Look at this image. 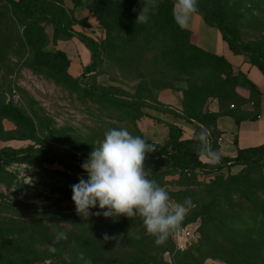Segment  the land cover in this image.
Masks as SVG:
<instances>
[{
  "label": "rangeland",
  "instance_id": "374dc122",
  "mask_svg": "<svg viewBox=\"0 0 264 264\" xmlns=\"http://www.w3.org/2000/svg\"><path fill=\"white\" fill-rule=\"evenodd\" d=\"M10 1L0 0V106L11 105L29 125L0 116V151L44 145L81 168L108 129L126 128L146 138L155 151L185 139L198 145L196 135L203 129L213 142L216 132L212 121L198 124L189 117L252 108L254 94L237 67L231 65L227 76L228 83L237 82L233 97L222 101L212 89L218 83L216 63L200 59L183 69L170 30L153 22L131 28L125 13L131 8L121 0H79V6L74 0H55L71 15L58 25L53 24L57 4L50 0H25L33 16ZM217 5L240 42L264 53V0H198L197 7L206 14ZM70 40L81 42L91 55L90 65L78 74L63 78L36 63L41 48L75 55ZM126 101L139 110L123 108ZM200 160L211 162L202 155ZM3 169L0 262L24 255L28 264H238L240 239L256 253L246 264L257 263V254H263L257 247L264 241V160L212 173L147 176L168 190L173 202L190 197L194 205L163 244L145 234L138 216L116 221L78 216L71 186L78 177L86 178L83 172L72 175L57 163L23 160ZM233 175L238 184L230 180ZM252 211L260 215L256 230L239 223ZM105 234L119 238L105 241Z\"/></svg>",
  "mask_w": 264,
  "mask_h": 264
},
{
  "label": "trees",
  "instance_id": "16d2710c",
  "mask_svg": "<svg viewBox=\"0 0 264 264\" xmlns=\"http://www.w3.org/2000/svg\"><path fill=\"white\" fill-rule=\"evenodd\" d=\"M42 1V0H41ZM51 3L57 4V9L55 10L56 18H53L56 23L61 17L68 18L70 12L63 7L61 2L50 0ZM12 6L17 10L22 11L27 16H33L35 13L33 11V6L25 2V0H15L10 1ZM122 3L127 4L131 10H125L127 14L130 27L133 28L136 26V29L140 24H136V19L138 15V10L141 8V0H121ZM159 9L155 15L151 16L149 22H153V25H164L171 32L170 44L173 45L175 59L180 64L179 66L183 69L188 65L197 64L200 59H208L213 61L219 67L217 72V81L218 83L214 85L213 92L214 96L220 97L222 101L228 100L233 97L234 88L237 84L236 81L232 80V83H228V74L231 73L232 67L231 64L220 55L208 52L191 42V31L187 29H180L173 21L172 16V5L173 0H159ZM80 1L74 0V6H79ZM137 9V11H133ZM198 15H201L203 22L212 28H216L222 36V40L227 44L230 51L236 55H246L249 57V63L264 75V53L258 47H249L240 42L238 31L235 27L231 26L224 15V10L221 5L215 6L211 11L203 14L198 10ZM71 16V15H70ZM60 26V25H59ZM94 55V53H92ZM36 63L38 65L47 67L56 74H59L63 78L70 79L67 69L69 66V59L63 51L57 50L55 52H47L42 50L38 51L36 56ZM95 70V67L92 68V71ZM246 84H248L250 90L253 93H257V90L253 83L246 79ZM229 84V85H228ZM209 93L207 94V96ZM135 103V102H134ZM128 103L127 101L122 105L123 108H130L133 111H138L139 107L137 104ZM223 115H230L234 118L236 124L238 125L242 120H257L260 115V103L257 99L252 108L249 110L247 108L238 109L236 111H227V112H218V113H207L200 116L193 115L189 117L190 120L203 124L207 121H216L219 117ZM0 116L7 117L15 122L22 124H28V121L22 113L16 110L11 105H2L0 106ZM213 126V125H212ZM177 130H180L177 128ZM211 147L213 150L218 151L216 140L215 142L211 141ZM219 152V151H218ZM200 156L197 153V145L194 144L192 139H185L181 141H176L174 144H168L157 149L149 158L145 160L144 170L147 173V176H159L164 172H178L180 174H194L196 172L208 171L212 173L214 171L220 170L221 168L230 169L236 166H251L257 164L264 160V144L247 149H238L237 155L233 158H228L220 155V159L217 162H210L203 164L200 160ZM31 161L37 162L42 165L43 163L48 164H60L62 165L70 174L80 175L82 173L79 165H76L70 162L66 157L61 155L59 152L55 151L51 147L44 145H31L28 144L19 149L3 150L0 151V173L3 172V167L9 165L15 161ZM160 168H164L165 171H159ZM237 176H231L230 180L232 183H239ZM231 183V182H230ZM207 211L209 207H207ZM264 214V213H263ZM244 216V214L242 213ZM258 213L246 212V217L244 216L243 226L251 228V230H256L258 226ZM249 219V220H248ZM239 223H231V227ZM259 244L257 249L261 250L257 254V263L254 264H264V241ZM237 247L241 248L242 258L235 249V254H238L237 261L238 264H246L248 257L256 255V253L251 252L252 245L249 241L240 239L236 241ZM250 245V246H249ZM0 264H28L26 256H20L19 259L15 260H4ZM138 264V263H130ZM148 264V263H147Z\"/></svg>",
  "mask_w": 264,
  "mask_h": 264
},
{
  "label": "clouds",
  "instance_id": "9594fccd",
  "mask_svg": "<svg viewBox=\"0 0 264 264\" xmlns=\"http://www.w3.org/2000/svg\"><path fill=\"white\" fill-rule=\"evenodd\" d=\"M197 4L198 0H173L172 16L177 27H189L191 18L198 13ZM141 5L136 24L148 23L160 6L159 0H141ZM196 140L198 155L212 162L220 159L219 152L211 147L207 128L196 135ZM146 141L126 128L105 131L99 146H93L81 164L86 178L78 177V183L71 186V200L76 214L83 219L102 215L116 221L122 216L128 219L138 216L145 234L153 237L156 244H163L180 229L194 205L190 197L182 203L173 202L168 190L148 179L145 160L155 149ZM94 208L98 210L92 213ZM117 238L104 236L105 241Z\"/></svg>",
  "mask_w": 264,
  "mask_h": 264
},
{
  "label": "crops",
  "instance_id": "0c3cea01",
  "mask_svg": "<svg viewBox=\"0 0 264 264\" xmlns=\"http://www.w3.org/2000/svg\"><path fill=\"white\" fill-rule=\"evenodd\" d=\"M188 29L191 31V42L196 46L223 56L232 66L244 74L247 80L254 84L257 93H253V103L259 99L260 115L257 120H242L238 125L230 115H223L214 121L213 129L216 132V145L219 154L224 157L233 158L238 149L253 148L264 144V75L258 68L251 65L242 55H236L230 51L227 44L222 40L221 33L207 26L202 18L195 14L190 20ZM203 34V37L200 36ZM211 37L208 44L206 37ZM195 38V39H194ZM194 39V40H193ZM75 47V55H69L68 74H78L80 69L90 65L91 55L81 42L69 41ZM207 45H212L208 47ZM208 49H207V48Z\"/></svg>",
  "mask_w": 264,
  "mask_h": 264
}]
</instances>
